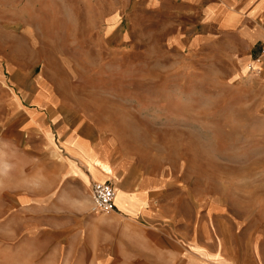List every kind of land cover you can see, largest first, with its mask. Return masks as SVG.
I'll return each instance as SVG.
<instances>
[{
    "label": "crops",
    "instance_id": "crops-1",
    "mask_svg": "<svg viewBox=\"0 0 264 264\" xmlns=\"http://www.w3.org/2000/svg\"><path fill=\"white\" fill-rule=\"evenodd\" d=\"M0 10V26L23 29L7 42L31 44L0 53V168L5 161L4 169L23 171L19 188L33 217L71 212L57 228L59 264H264L256 207L247 218L226 215L220 202L208 206L140 164L119 148L85 88L59 77L121 70L113 60L126 51L129 26L151 13L158 41L182 57L216 58L199 70H225L264 99V58L255 63L260 74L248 69L264 37V0H8ZM93 181L114 187L112 210L92 209Z\"/></svg>",
    "mask_w": 264,
    "mask_h": 264
},
{
    "label": "rangeland",
    "instance_id": "rangeland-1",
    "mask_svg": "<svg viewBox=\"0 0 264 264\" xmlns=\"http://www.w3.org/2000/svg\"><path fill=\"white\" fill-rule=\"evenodd\" d=\"M7 2L0 0V7ZM22 30L0 26L5 40L0 53L30 50L31 44L7 42ZM128 30L126 51L113 60L121 70H60V81L85 88L97 115L111 119L119 148L140 164L175 179L180 190L208 206L220 202L226 215L235 210L247 218L256 207L259 222L264 218V104L259 101L264 99L228 81L225 70H199L203 63L215 65L216 58L182 57L158 41L161 27L151 13L138 14ZM7 166L4 161L0 168V264H59L57 228L71 221V212L52 209L33 217L19 188L23 171Z\"/></svg>",
    "mask_w": 264,
    "mask_h": 264
},
{
    "label": "built area",
    "instance_id": "built-area-1",
    "mask_svg": "<svg viewBox=\"0 0 264 264\" xmlns=\"http://www.w3.org/2000/svg\"><path fill=\"white\" fill-rule=\"evenodd\" d=\"M264 58V37L258 48L257 56L254 60L257 62ZM255 67V66H254ZM249 66L251 69L259 70ZM90 195L92 200V209L97 211H110L114 208L115 189L111 183L107 181H93L90 186Z\"/></svg>",
    "mask_w": 264,
    "mask_h": 264
},
{
    "label": "bare ground",
    "instance_id": "bare-ground-1",
    "mask_svg": "<svg viewBox=\"0 0 264 264\" xmlns=\"http://www.w3.org/2000/svg\"><path fill=\"white\" fill-rule=\"evenodd\" d=\"M256 62H257L256 60L250 62V63L248 64V69H249V66H251V65L254 67ZM254 68H255V67H254Z\"/></svg>",
    "mask_w": 264,
    "mask_h": 264
}]
</instances>
